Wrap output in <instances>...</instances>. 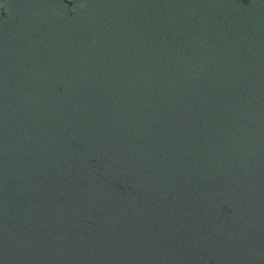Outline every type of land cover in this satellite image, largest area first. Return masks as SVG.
Listing matches in <instances>:
<instances>
[{
	"label": "water",
	"instance_id": "water-1",
	"mask_svg": "<svg viewBox=\"0 0 264 264\" xmlns=\"http://www.w3.org/2000/svg\"><path fill=\"white\" fill-rule=\"evenodd\" d=\"M0 264H264V0H0Z\"/></svg>",
	"mask_w": 264,
	"mask_h": 264
}]
</instances>
